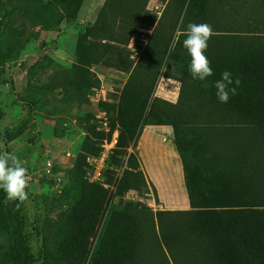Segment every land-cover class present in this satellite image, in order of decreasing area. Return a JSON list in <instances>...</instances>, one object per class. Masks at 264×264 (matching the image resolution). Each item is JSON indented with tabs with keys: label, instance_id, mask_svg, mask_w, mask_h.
<instances>
[{
	"label": "rangeland",
	"instance_id": "obj_1",
	"mask_svg": "<svg viewBox=\"0 0 264 264\" xmlns=\"http://www.w3.org/2000/svg\"><path fill=\"white\" fill-rule=\"evenodd\" d=\"M104 1L81 0L76 7L69 0H0V153L16 154L27 169L28 199L8 202L18 204L17 222L32 264H90L95 249L111 240L113 228L128 229L130 221L145 229L136 264H163L165 257L172 264L156 245L157 217L189 209L170 141L172 127L141 125L127 139L120 126L112 125V106L128 77L124 63L145 59L147 34L161 16L169 21L174 4L146 0L144 14L142 0H118L111 7H103ZM100 17L110 21L113 53L80 65L76 42ZM150 20L149 29L137 27ZM193 20L186 17L180 29ZM178 25L179 20L169 48ZM178 89L179 82L165 76L161 64L148 104L153 97L173 103ZM102 143L108 171L101 181H89L91 158ZM98 188L104 193L101 206L86 204H92ZM168 196L182 199L168 205ZM110 210L114 222L107 233ZM12 242L11 233L0 231V247Z\"/></svg>",
	"mask_w": 264,
	"mask_h": 264
},
{
	"label": "trees",
	"instance_id": "obj_2",
	"mask_svg": "<svg viewBox=\"0 0 264 264\" xmlns=\"http://www.w3.org/2000/svg\"><path fill=\"white\" fill-rule=\"evenodd\" d=\"M80 1L69 0L76 7ZM145 1L139 7L144 14ZM168 2L174 4L173 14L166 23L161 16L153 24L145 59L124 63L128 77L112 106V125L120 126L127 139H133L141 125L172 127L170 141L189 204L188 210L164 211L157 217L156 245L165 249L172 264H264V0ZM117 3L105 0L103 7ZM186 17L214 30L204 53L214 74L203 82L192 79L183 47L185 36L180 33L187 27L180 25ZM178 20L180 32L169 48ZM108 22L96 19L77 40L80 65L98 63L113 53L108 42L115 39ZM152 22L137 27L149 29ZM161 64L164 75L179 82L177 99L170 103L153 97L148 104ZM224 71L240 84L236 95L220 103L214 82ZM94 193L92 204H86L100 207L104 193L100 188ZM4 195L0 190V231L11 233L13 242L0 247V264H32L34 257L17 222L18 204L4 200ZM109 214L107 233L114 222L111 210ZM129 226L113 228L109 249L108 244L97 247L90 264H136L145 229L132 221ZM163 264H169L166 257Z\"/></svg>",
	"mask_w": 264,
	"mask_h": 264
},
{
	"label": "clouds",
	"instance_id": "obj_3",
	"mask_svg": "<svg viewBox=\"0 0 264 264\" xmlns=\"http://www.w3.org/2000/svg\"><path fill=\"white\" fill-rule=\"evenodd\" d=\"M180 34L185 36L183 47L190 57L189 69L192 79L206 81L214 74L210 61L204 54L208 41L214 35L212 26L207 23H189L187 29ZM239 84V78L233 80L231 72L221 73V78L214 82L218 102L227 103L230 95L237 94ZM28 179L27 169L23 166L19 156L6 151L0 153V190L6 194L7 201L24 202L28 199V193L25 190L28 186Z\"/></svg>",
	"mask_w": 264,
	"mask_h": 264
},
{
	"label": "built area",
	"instance_id": "obj_4",
	"mask_svg": "<svg viewBox=\"0 0 264 264\" xmlns=\"http://www.w3.org/2000/svg\"><path fill=\"white\" fill-rule=\"evenodd\" d=\"M117 139H118V137H117ZM100 145H101L100 146L101 150L99 151V153L95 157L91 158L90 168L86 173L87 179L89 181H101L102 180V172L104 171V169L107 168L105 165L107 147L103 143Z\"/></svg>",
	"mask_w": 264,
	"mask_h": 264
},
{
	"label": "crops",
	"instance_id": "obj_5",
	"mask_svg": "<svg viewBox=\"0 0 264 264\" xmlns=\"http://www.w3.org/2000/svg\"><path fill=\"white\" fill-rule=\"evenodd\" d=\"M152 126H154V125H152ZM167 128V127H166ZM162 139H164L165 140V138L162 136ZM153 184V183H152ZM153 186H155L154 184H153ZM155 188H156V192H157V194L161 197V198H163V196L160 194V191H159V189H158V187H156L155 186ZM169 198H170V200L168 201V202H166L168 205H171V204H174L175 202H180V200L182 199H176V197H174V196H168ZM172 197V198H171ZM170 207V206H169Z\"/></svg>",
	"mask_w": 264,
	"mask_h": 264
}]
</instances>
